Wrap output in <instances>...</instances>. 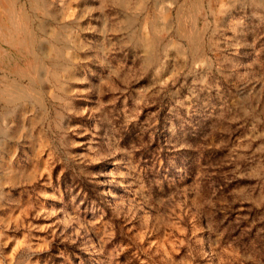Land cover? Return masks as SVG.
Here are the masks:
<instances>
[{
	"label": "rangeland",
	"instance_id": "374dc122",
	"mask_svg": "<svg viewBox=\"0 0 264 264\" xmlns=\"http://www.w3.org/2000/svg\"><path fill=\"white\" fill-rule=\"evenodd\" d=\"M0 30V264H264V0H0Z\"/></svg>",
	"mask_w": 264,
	"mask_h": 264
},
{
	"label": "bare ground",
	"instance_id": "6f19581e",
	"mask_svg": "<svg viewBox=\"0 0 264 264\" xmlns=\"http://www.w3.org/2000/svg\"><path fill=\"white\" fill-rule=\"evenodd\" d=\"M3 9V8H2ZM8 13V12H7ZM1 31V30H0ZM5 31H6V29H5ZM17 35V34H16ZM1 42V41H0Z\"/></svg>",
	"mask_w": 264,
	"mask_h": 264
}]
</instances>
